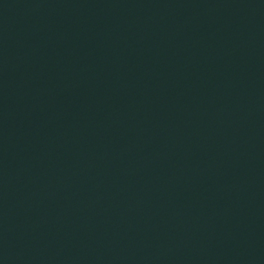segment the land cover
<instances>
[{"label": "water", "instance_id": "1", "mask_svg": "<svg viewBox=\"0 0 264 264\" xmlns=\"http://www.w3.org/2000/svg\"><path fill=\"white\" fill-rule=\"evenodd\" d=\"M0 264H264V0H0Z\"/></svg>", "mask_w": 264, "mask_h": 264}]
</instances>
